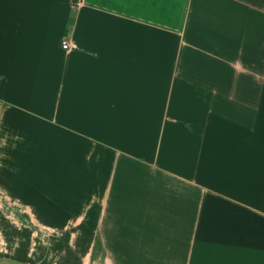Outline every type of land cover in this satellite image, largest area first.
Listing matches in <instances>:
<instances>
[{"label": "crops", "instance_id": "crops-1", "mask_svg": "<svg viewBox=\"0 0 264 264\" xmlns=\"http://www.w3.org/2000/svg\"><path fill=\"white\" fill-rule=\"evenodd\" d=\"M0 264H264V0H0Z\"/></svg>", "mask_w": 264, "mask_h": 264}, {"label": "built area", "instance_id": "built-area-1", "mask_svg": "<svg viewBox=\"0 0 264 264\" xmlns=\"http://www.w3.org/2000/svg\"><path fill=\"white\" fill-rule=\"evenodd\" d=\"M61 48L63 50H72V49L75 48V46L72 43H70V42H67L65 40H62L61 41Z\"/></svg>", "mask_w": 264, "mask_h": 264}]
</instances>
